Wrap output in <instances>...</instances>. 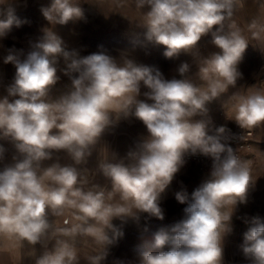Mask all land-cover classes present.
I'll return each instance as SVG.
<instances>
[{"label":"clouds","instance_id":"obj_1","mask_svg":"<svg viewBox=\"0 0 264 264\" xmlns=\"http://www.w3.org/2000/svg\"><path fill=\"white\" fill-rule=\"evenodd\" d=\"M89 2L100 8L108 3L111 13L141 29L135 45L163 46L168 59L191 56L197 71L191 74L182 61L179 78L168 79L126 53L81 55L55 31L84 19L80 0H51L42 7L50 26L26 56L10 51L4 57L16 72L0 96V139L15 153L5 163L8 150L0 144V256L21 261L28 248L34 264H81V249L89 248L84 264H103L129 221L164 219L163 194L185 157L202 155L212 161L207 177L190 195L186 189L175 193L186 205L182 219L153 234L139 264H224L233 215L247 203L264 166V153L244 158L230 144L264 131V82L229 94L243 78L239 65L248 46L264 51V13L241 27L237 14L245 0ZM18 6L19 0H0V37L26 23L16 15ZM209 34L216 50L203 55L199 42ZM58 71L70 80L61 92ZM213 102L243 135L214 124ZM132 118L143 123L146 135L121 157L104 136ZM251 223L239 247L249 264H264V219L255 216ZM37 244L43 248L39 256Z\"/></svg>","mask_w":264,"mask_h":264},{"label":"rangeland","instance_id":"obj_2","mask_svg":"<svg viewBox=\"0 0 264 264\" xmlns=\"http://www.w3.org/2000/svg\"><path fill=\"white\" fill-rule=\"evenodd\" d=\"M261 3H264V0H245L244 8L237 14V21L241 27L246 26L253 17L264 13V9L260 8ZM50 4L51 0H19L16 15L26 23L20 27L13 26L6 36L0 37V96L6 94V88L14 82L16 72L14 65L4 63V57L10 51L21 54V58L26 56L31 50V43L42 34L41 30L50 26L41 12L42 7ZM80 7L84 11V19L69 22L67 25H56L55 31L64 39L69 48L79 50L81 55L101 50L114 56L126 53L137 63L158 67L168 79L179 78L176 68L182 61H187L191 65V74L196 73L197 66L191 56L181 54L179 58L168 59L163 54L165 51L163 46L142 47L135 45L133 41L139 38L142 30L135 27L119 13H111L112 8L108 3L100 8L96 4L90 3L89 0H80ZM126 14L135 19L134 12L127 11ZM211 39V34L201 38L199 48L203 55H208L216 50L211 44ZM60 68H63L62 63ZM239 70L243 78L238 80L236 89L229 90V94L241 87L246 88L264 82V51L249 45L244 53L243 61L239 65ZM58 75L60 81L56 85V91L61 92L66 90L70 80L61 71H58ZM209 109L210 116L216 126L225 125L227 127L234 124L233 121L226 119L219 102H213L209 105ZM129 135L134 138L128 139ZM144 135H146V128L143 123L132 118L121 120L118 126L105 134L104 141L111 152L123 157ZM0 144L8 150L5 163H11L15 153L13 146L3 139H0ZM261 152L264 153V131H257L252 151L246 158L255 159L261 155ZM88 166H95V156L90 160ZM2 168L3 164H0V170ZM207 175L208 173L202 171L198 166L185 163L162 196L161 207L164 209V219L151 218L145 221L142 218L139 224L129 221L124 226L123 238L110 248V254L103 264H139V254L151 242L153 234L182 219L183 208L186 205L180 204L175 199V193L186 189L190 195ZM256 175L260 177L250 189L247 203L238 205L232 218V231L224 239V264H249L239 246L243 242L244 233L253 226L252 218L259 216L264 219V166L258 168ZM97 179L103 183L102 178L98 177ZM113 223L119 224L120 222L116 220ZM42 252V246L35 245L36 256ZM30 254L31 249L25 248L21 261H13L7 255L0 256V264H34V257ZM88 254H91L89 248L81 249V264H84L83 257Z\"/></svg>","mask_w":264,"mask_h":264},{"label":"built area","instance_id":"obj_3","mask_svg":"<svg viewBox=\"0 0 264 264\" xmlns=\"http://www.w3.org/2000/svg\"><path fill=\"white\" fill-rule=\"evenodd\" d=\"M231 130V133L235 137H239L244 134V130L238 127L235 123L232 125L227 126ZM255 140V132L245 137V141H241L238 138L233 139L230 141L231 146L233 149L239 148V154L246 158L248 154L252 151L253 144ZM186 163L194 164L198 166L202 171L209 173L211 168V159L202 155H195V156H186L185 157Z\"/></svg>","mask_w":264,"mask_h":264},{"label":"crops","instance_id":"obj_4","mask_svg":"<svg viewBox=\"0 0 264 264\" xmlns=\"http://www.w3.org/2000/svg\"><path fill=\"white\" fill-rule=\"evenodd\" d=\"M134 137H131L130 135H129V137H128V139H133Z\"/></svg>","mask_w":264,"mask_h":264}]
</instances>
